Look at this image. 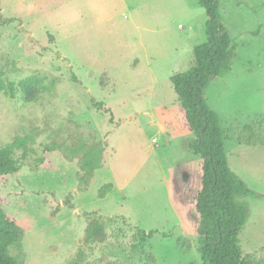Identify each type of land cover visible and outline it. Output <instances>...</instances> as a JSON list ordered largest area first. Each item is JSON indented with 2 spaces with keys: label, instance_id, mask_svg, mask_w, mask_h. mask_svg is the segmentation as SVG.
Wrapping results in <instances>:
<instances>
[{
  "label": "rangeland",
  "instance_id": "1",
  "mask_svg": "<svg viewBox=\"0 0 264 264\" xmlns=\"http://www.w3.org/2000/svg\"><path fill=\"white\" fill-rule=\"evenodd\" d=\"M219 12L236 49L205 97L229 166L257 192L239 198L242 264H264V0H219ZM207 20L197 0H0V147L35 138L0 184V214L25 221L19 264H203L176 185L194 135L163 123L180 115L171 78L194 66ZM80 140L105 146L94 177L64 149L38 167L46 144Z\"/></svg>",
  "mask_w": 264,
  "mask_h": 264
},
{
  "label": "trees",
  "instance_id": "2",
  "mask_svg": "<svg viewBox=\"0 0 264 264\" xmlns=\"http://www.w3.org/2000/svg\"><path fill=\"white\" fill-rule=\"evenodd\" d=\"M205 8L206 40L193 47L195 64L186 71L172 76L171 81L180 101L177 121H164L169 131H189L194 137L189 141L191 160L176 165V185L179 189V206L188 224L192 241L203 264H242L239 233L249 217L248 203L239 198L257 196L249 185L229 166L224 133L218 114L210 108L205 90L214 77L224 76L231 70L229 62L236 44L221 21L219 0H197ZM75 78V77H74ZM100 109L112 114L111 107L96 103ZM111 117V119H112ZM32 134L17 136L0 147V184L20 171L21 161L26 160ZM64 149L67 159L80 157V170L94 177L104 164L105 146L88 144L80 140L74 146L51 142L42 150L37 165L42 170L55 168L52 156ZM22 155L18 157L17 152ZM187 174L186 181L183 174ZM109 184L105 190L110 191ZM8 199L0 193V204ZM25 222L16 217L0 214V264H19L10 253V247L20 241L17 228ZM144 238H151L155 231L144 230Z\"/></svg>",
  "mask_w": 264,
  "mask_h": 264
},
{
  "label": "crops",
  "instance_id": "3",
  "mask_svg": "<svg viewBox=\"0 0 264 264\" xmlns=\"http://www.w3.org/2000/svg\"><path fill=\"white\" fill-rule=\"evenodd\" d=\"M96 172H98V170Z\"/></svg>",
  "mask_w": 264,
  "mask_h": 264
}]
</instances>
